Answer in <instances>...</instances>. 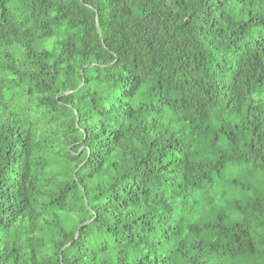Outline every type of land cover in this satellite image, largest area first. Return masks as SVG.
<instances>
[{
  "label": "trees",
  "instance_id": "trees-1",
  "mask_svg": "<svg viewBox=\"0 0 264 264\" xmlns=\"http://www.w3.org/2000/svg\"><path fill=\"white\" fill-rule=\"evenodd\" d=\"M0 264H264V0H0Z\"/></svg>",
  "mask_w": 264,
  "mask_h": 264
}]
</instances>
